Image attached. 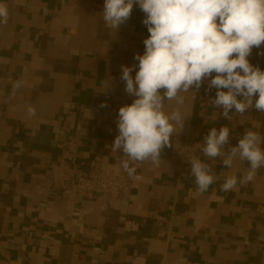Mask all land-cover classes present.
Instances as JSON below:
<instances>
[{
	"label": "crops",
	"instance_id": "obj_1",
	"mask_svg": "<svg viewBox=\"0 0 264 264\" xmlns=\"http://www.w3.org/2000/svg\"><path fill=\"white\" fill-rule=\"evenodd\" d=\"M0 2L10 9L0 25V264H264V217L256 211L264 204V167L225 192V177L239 181L249 163L237 158L228 168L202 153L219 177L202 194L183 169L191 159L187 140L202 145L212 127L227 126V151L246 130L264 138V113L224 118L212 104L217 89L205 80L190 90L195 98L185 94L184 129L163 150L159 167L130 161L136 172L126 193L89 199L72 184L52 191L46 164L69 138L80 141L73 164L124 171L123 153L111 146L119 108L136 98L125 91L122 66H135V76L134 57L144 54L149 36L145 13L134 4L113 31L102 18L105 0ZM247 59L264 71V43ZM176 107L166 102V111Z\"/></svg>",
	"mask_w": 264,
	"mask_h": 264
},
{
	"label": "clouds",
	"instance_id": "obj_2",
	"mask_svg": "<svg viewBox=\"0 0 264 264\" xmlns=\"http://www.w3.org/2000/svg\"><path fill=\"white\" fill-rule=\"evenodd\" d=\"M134 4L145 13L149 36L143 41L144 54L134 57L139 62L135 76V66H122L125 91L136 98L119 108V134L111 146L112 153H123L121 166L129 176L136 172L130 161L159 167L163 150L172 148L171 138L184 129L185 94L195 98L190 90H199L205 80L209 89H217L212 104L222 109L224 118L231 120L230 112L243 115L253 107L264 113V71L247 59L264 43V0H105V25L117 30L130 18ZM9 14V6L0 2V25L7 24ZM19 87L17 82L13 90ZM171 101L177 107L168 112L166 102ZM28 115H35V109L29 107ZM229 136L227 126L212 127L200 145L205 157L220 158L225 167L231 168L237 158L249 163L239 181L234 174L225 177V192L254 180L264 167V138L258 131L246 130L238 144L225 151ZM190 165L201 194L219 179L198 157L193 156Z\"/></svg>",
	"mask_w": 264,
	"mask_h": 264
},
{
	"label": "built area",
	"instance_id": "obj_3",
	"mask_svg": "<svg viewBox=\"0 0 264 264\" xmlns=\"http://www.w3.org/2000/svg\"><path fill=\"white\" fill-rule=\"evenodd\" d=\"M255 98H258V94L257 97H254V100ZM238 99H242V97H238ZM252 109L255 108L253 107ZM79 144L78 138L73 137L64 140L62 145L63 150L55 159L46 164L50 174V187L52 191H57L72 184L82 196L93 199L97 196L116 198L129 190L130 176L125 170L121 172L106 170L100 166L99 162H95L90 168L73 164L70 161V156L77 152ZM200 145L201 141L199 140H187L184 149L191 154V158L195 156L201 159L202 152ZM183 169L194 178L191 174L190 161ZM256 211L264 217V204L258 205ZM237 234L240 236L244 235V229H239Z\"/></svg>",
	"mask_w": 264,
	"mask_h": 264
}]
</instances>
